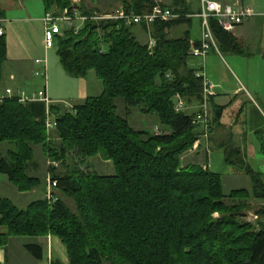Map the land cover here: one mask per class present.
I'll return each instance as SVG.
<instances>
[{"label":"trees","instance_id":"1","mask_svg":"<svg viewBox=\"0 0 264 264\" xmlns=\"http://www.w3.org/2000/svg\"><path fill=\"white\" fill-rule=\"evenodd\" d=\"M121 1L137 14L156 5L165 7L156 0ZM173 1L170 9L180 17L150 27L156 41L153 54L134 36L135 25L118 27L113 21H87L79 33L65 30L57 37L64 70L75 78L95 72L103 84L99 97L88 98L71 111L59 114L49 107L62 141L59 151L47 132L45 102L22 103L18 96L0 102V145L12 144L6 154L0 153V173L18 191L30 192L41 184L30 175L33 146H43L59 161L101 156L114 165L113 175L79 171L59 176L54 170L52 180L62 195L54 203L37 200L22 210L0 198V226L7 229L0 233V248L11 237L53 236L66 247L69 264H264V224L257 227L246 221L251 198L264 201L262 173L231 143L225 148V162L250 177L251 191L234 190L227 196L221 174L199 164L183 166V155L203 129L193 123L194 115L175 112L173 98L179 94L187 103L201 102L202 82L197 68L189 65L195 13L187 6L181 9L183 0ZM42 2L56 14L72 7V0ZM185 24L189 28L183 36L171 37ZM211 26L218 49L242 53L233 33L216 20ZM7 60V40L0 36V82ZM168 72L172 81L166 79ZM118 99L124 100L128 113L137 108L156 115L163 130L150 134L132 128L117 113ZM224 110L217 108L211 129ZM66 198L74 200L76 212ZM28 248L42 260L35 251L40 247Z\"/></svg>","mask_w":264,"mask_h":264},{"label":"rangeland","instance_id":"2","mask_svg":"<svg viewBox=\"0 0 264 264\" xmlns=\"http://www.w3.org/2000/svg\"><path fill=\"white\" fill-rule=\"evenodd\" d=\"M94 1L95 0H86L85 8L89 9L88 7H91V4ZM96 1L99 2L101 9L95 10L94 12L114 13L116 12V10L120 9L123 6L121 0ZM166 1V4H169V6L174 2L173 0ZM183 1L185 5L181 4V9H185L187 6L188 9L193 13H196L197 10L200 9V0ZM242 2L243 0H223V3H231L240 6H243ZM37 3L42 5L40 0H37ZM244 3L247 6H254L257 9L264 8V0H245ZM71 6H73V1ZM192 21V37L193 39H198L202 35V20L200 19V17L195 15L193 16ZM39 25L40 23L33 24V33L31 34V36L28 38V40L25 41V43L22 42L21 46L20 44L18 45L20 51H22L25 54L24 56H26L25 71L29 75V80H31L30 83H28V85L30 86L28 93L30 95L34 90H36L38 94L39 92H44L45 89L48 88L49 83L55 84V82H51L50 76L48 75L49 73L47 74V78L45 77V75H36V73H46L44 65L36 64L37 59H43L44 56L46 57V55H44L40 39L36 35V31H39ZM249 27L250 25H246L244 29L248 30ZM188 28V24L180 26L172 32L171 37L176 38L183 36ZM18 31L19 30L17 29V35ZM255 32L256 38L253 39V42L250 39L242 42V53L234 52L231 50H223V48L221 47H219L218 50L213 48L212 50H210L205 59L200 57L193 58L192 56H190L189 65L190 67L199 69L200 64L202 63L203 65V63H205L204 71L206 72L208 79L217 87L215 92L216 96L217 94H223V98L227 97L228 102L234 99V96L230 95H233L237 88L241 87L242 85L246 87L245 89H247V91H245L244 94L242 93V95L247 98V93H250L263 113V117L259 114L256 115L253 119V122L257 124L256 128L258 131L254 137L255 143L259 146L261 145L260 147H264V28L256 29ZM135 37L139 42H143V40L139 39V37ZM152 39L154 38L151 37L150 41ZM193 59H196V62H193V64L191 65ZM50 60L51 65H53V63L54 65H56V63L57 65H60L55 48L51 51L50 54H47V66ZM56 85H58V83H56ZM62 85L64 88L66 85V81H62ZM6 86L4 83L0 84V91H4ZM60 87L62 86L58 85V88ZM60 90L61 89H59V93ZM61 92L62 94L66 93L70 95L72 94L71 92H73V90L62 89ZM242 95L240 97H242ZM4 98L5 97L0 98V100H3ZM200 103H202V101L194 104L186 102V113L192 114L195 117L196 112H198L199 110V108L196 106ZM116 105L118 115L123 118H127L129 124L135 130H147L150 132V134H155L163 130V127L159 123V119L156 115H145L137 108L131 109L128 113L126 104L122 99H118L116 101ZM233 108L234 106H229L228 111ZM230 120L231 118L229 117V113L227 112L225 121L229 122ZM47 132L49 134L53 148L59 151L62 145V141L58 138L56 129L54 128L50 131L47 129ZM208 143L209 139L208 141L204 140L202 142L200 150L197 151L191 149L190 151L185 153L182 157L183 166H188L190 164L198 165L205 160H207L208 163L209 159H207V157L209 158V153L206 151L204 152V154H202L203 151L201 150L202 147H206ZM10 148H12V144L3 143L0 145V153L6 154V152H8ZM259 151L260 153L257 154V157L254 158V160H250V165L255 171L262 173V179L264 181V150L260 149ZM33 152L34 168L30 169V175L39 178L41 182V184L33 191H18L17 188H15V186L8 181L7 177L0 173V198L10 200L15 206L22 210L26 209L31 203L37 200L48 199L49 182L54 176V170L56 171L55 174L59 176H64L68 173L75 174L79 171H84L85 173H97L101 175L114 174V165L112 161L107 160L101 156L89 158L84 162L80 158H74L70 161L65 159L59 161L50 157L43 146H33ZM204 166L207 165L205 164ZM222 166L223 170L218 173L222 175L223 190L227 196H229L230 193L234 190L245 189L251 191L252 182L249 176H247L245 173L238 174V171L229 172V167L227 166L225 161ZM54 196L56 199L62 196L57 188L54 189ZM65 200L70 208L76 212V205L74 200L71 198H66ZM226 201L228 204H233V201L228 200V198H226ZM250 207L251 208L246 211V221L252 222L257 227H260L261 223L264 224V215L260 214V212L264 209V201L257 200L252 197L250 200ZM3 229L5 230V228ZM50 262L52 264V260Z\"/></svg>","mask_w":264,"mask_h":264},{"label":"crops","instance_id":"3","mask_svg":"<svg viewBox=\"0 0 264 264\" xmlns=\"http://www.w3.org/2000/svg\"><path fill=\"white\" fill-rule=\"evenodd\" d=\"M41 1V4L37 3V0H0V18L4 21L3 27L5 30V38L7 40V48H8V60L4 65L3 70V79L0 84L4 83L6 88L5 90L0 91V98L9 97L8 90H12L16 92L19 97H27L29 99L32 98H42L43 96L48 98L50 104L44 103L42 100H38L46 105V112H49V107L54 106L57 112L62 114L64 112L71 111L74 107L85 103L88 98L91 97H99L103 93V84L98 79L95 72H90L84 78H75L70 76L61 65H51L49 61L47 70L45 73V77L47 78V74L50 76L51 82H55V84L49 83L47 89L44 92H36L34 90L30 95L28 93L31 80H29V75L25 71V63L26 56L20 51L18 45L28 40V38L33 33V24L40 23L39 31H36V35L39 37L42 49L44 51L43 59L39 60H47V54H50L51 51L55 48L56 53L58 52L57 42L55 43L54 48L48 49L45 44V29L46 24L44 19L48 13H55L56 10L52 12H48L45 7V4ZM73 7H77L81 13L84 15H92L95 13V10H100L101 7L98 1H94L91 4L89 9H86V0H72ZM157 2L163 4L165 7L170 8L172 4H166V0H156ZM222 4L223 0H215ZM243 0V6H247ZM232 5L231 3H228ZM88 5V4H87ZM201 5V3H200ZM264 10V8L260 9ZM201 12L200 9L197 10L195 15H198ZM89 13V14H88ZM194 15V16H195ZM250 25L248 30H245V26ZM264 28V19L257 18L251 21H248L244 25L238 27L233 34L238 39V42L242 45V42L250 39L253 42V39L256 38L255 30ZM18 31V35L16 34ZM151 28L142 25H136L133 27L132 32L134 36L142 39L143 42L141 44H148L152 35L150 32ZM20 39V40H19ZM201 36L195 40H200ZM250 44V43H248ZM58 56V54H57ZM59 59V57H58ZM48 62V61H47ZM193 62H196V59H193ZM43 65V64H39ZM60 66V67H59ZM39 73H36L37 76ZM61 81V82H59ZM62 81H66V85L63 88ZM62 86L58 88V85ZM58 88V90H57ZM242 85L237 88L233 93L234 99L228 102L227 97L223 98V94H217L216 97L212 100L211 112L212 118L216 113L217 108L225 107L224 112L222 111V116L219 122L214 124L213 129L211 130V135L209 138V143L206 147H202V154L209 149V160L199 163L201 166L207 165V169L218 173L223 170V163L225 161V148L230 145V143L237 149H239L245 157V160L248 164H250V160H254L257 157V154L260 153V149H264L255 143V135L257 134V124L253 122V119L256 115H260L263 117L262 110L256 104L250 93H247V98H245L244 94L247 89ZM59 89H72V94L68 95L66 93L62 94L61 90L59 93ZM226 95V96H227ZM242 95V97H240ZM225 99V100H224ZM198 106V104H197ZM196 106V107H197ZM229 106H234L233 109L229 110ZM254 107V108H252ZM43 107L40 108L37 112L39 116L43 115ZM229 113V117L231 120L229 122L225 121L226 114ZM55 115V114H54ZM192 115V114H190ZM229 167V172L238 171L240 173H244L242 170L235 168L232 165H227ZM220 174V173H219ZM8 179V178H7ZM9 181V180H8ZM10 182V181H9ZM4 227L0 226V233H6L7 229H3ZM37 245L41 249H35L36 253L42 256V260H38L36 255L33 254L28 246ZM52 260V264L61 263V264H69V258L67 254L66 247L63 243L56 237H41V238H19V237H11L9 239V244L0 248V262L2 264H50Z\"/></svg>","mask_w":264,"mask_h":264},{"label":"built area","instance_id":"4","mask_svg":"<svg viewBox=\"0 0 264 264\" xmlns=\"http://www.w3.org/2000/svg\"><path fill=\"white\" fill-rule=\"evenodd\" d=\"M201 12L196 15L202 20L201 29L202 35L199 40V45L192 42V46L189 55L193 58L200 57L205 59L209 54L210 50L213 48L218 50L217 40L212 31L211 21L216 20L222 27L224 31L233 33L238 27L244 25L248 21L254 20L256 18L264 19V10L255 8L254 6H240V5H229L222 4L215 0H200ZM180 15L175 14L170 8L162 7L161 5H156L153 7L152 11L145 12L142 14H137L134 11H127L123 6L116 10L114 13H101L95 12L92 15H84L80 12L77 7H71L70 9H65L59 14L48 13L44 19L46 24L45 29V44L48 49H52L55 46L57 37L62 35L63 32L73 31L75 34L79 33L84 27L87 21H93L96 23L102 21H113L118 24V27L133 26V25H143L145 24L148 28L156 23H167L176 20ZM3 20L0 18V36L5 35V30L3 27ZM149 51L153 54L156 47V41L152 39L149 43ZM38 64H43L45 70H47V60H39ZM205 63L200 64L199 69L196 71V77L202 82V93L201 101L197 107L199 108L196 112V116L193 119L195 125H200L203 129V134L194 143L193 150H200L202 142L209 139L211 133V122H212V112H211V101L212 98L216 96V85H214L209 79L204 71ZM38 75H45L39 73ZM174 78L172 73L166 74V79L172 81ZM9 97L18 96L16 92L8 90ZM19 97V96H18ZM42 100L46 104H50L48 98H32L20 97V101L25 103L27 101H38ZM2 99L0 100V102ZM174 110L176 113H186L187 104L185 99L177 94L174 98ZM46 127L50 131L56 128V118L50 112L47 113ZM159 133V132H157ZM201 142V143H200ZM207 152L210 153L209 149ZM207 169V166H204ZM57 188V181L50 180L48 188V201L54 203L57 199L54 196V189ZM51 264V263H50Z\"/></svg>","mask_w":264,"mask_h":264}]
</instances>
